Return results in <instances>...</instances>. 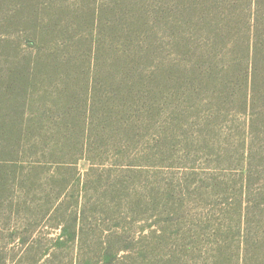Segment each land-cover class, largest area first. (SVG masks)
I'll list each match as a JSON object with an SVG mask.
<instances>
[{
	"label": "trees",
	"instance_id": "16d2710c",
	"mask_svg": "<svg viewBox=\"0 0 264 264\" xmlns=\"http://www.w3.org/2000/svg\"><path fill=\"white\" fill-rule=\"evenodd\" d=\"M263 72L264 0H0V264H264Z\"/></svg>",
	"mask_w": 264,
	"mask_h": 264
},
{
	"label": "rangeland",
	"instance_id": "374dc122",
	"mask_svg": "<svg viewBox=\"0 0 264 264\" xmlns=\"http://www.w3.org/2000/svg\"><path fill=\"white\" fill-rule=\"evenodd\" d=\"M264 73V72H263ZM86 167V164L84 163H81L79 164V168L80 170H84V168ZM160 178V177H159ZM135 227L137 228V226L135 225ZM137 230H135L136 232ZM203 244L204 243H201L200 246H201V249H202V253H201V256H203L204 258V253L207 254V256H209L212 252L210 250V247L209 246H205L203 248ZM134 250L135 251H138V247L137 245L134 246ZM134 251V252H135ZM171 251H173L172 248L170 247H167V246H163V247H156L155 249H153L152 253L148 254L144 259L141 260L140 264H162V259L163 257H165L166 254H169ZM214 252V251H213ZM196 255H198V252L195 253ZM134 257V256H133ZM135 258V257H134ZM136 259V258H135ZM190 259V258H188ZM191 260H187L186 263L188 264H191L190 263Z\"/></svg>",
	"mask_w": 264,
	"mask_h": 264
}]
</instances>
